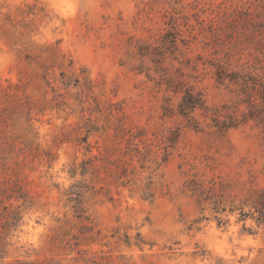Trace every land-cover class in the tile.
Masks as SVG:
<instances>
[{
	"label": "rangeland",
	"instance_id": "1",
	"mask_svg": "<svg viewBox=\"0 0 264 264\" xmlns=\"http://www.w3.org/2000/svg\"><path fill=\"white\" fill-rule=\"evenodd\" d=\"M248 2L0 0V264H264V127L194 129L166 83L241 118L216 66L264 57L212 19Z\"/></svg>",
	"mask_w": 264,
	"mask_h": 264
},
{
	"label": "trees",
	"instance_id": "2",
	"mask_svg": "<svg viewBox=\"0 0 264 264\" xmlns=\"http://www.w3.org/2000/svg\"><path fill=\"white\" fill-rule=\"evenodd\" d=\"M213 32H218L219 36L221 31L225 30L231 33V38H235L233 48L240 52L242 48L239 46V39L241 34L247 36V41L253 43L252 48L264 57V2H248V5L243 8H232L225 12L219 20H213ZM246 33V34H245ZM255 36H260L259 40H255ZM253 70L239 71V70H226L227 68L221 64L216 66V78L219 82L228 79L239 86V92L243 95L240 97V103L247 105V111L244 112L241 118L232 114H222L218 107L210 108L202 94L194 91L190 86L184 84H174L172 80H166L167 90L181 92V99L177 106V112L185 117L189 125L194 129H199V123L194 117L197 110H202L203 115L207 116L209 112L212 125L218 131L224 132L230 128L237 127L240 123L248 120H253L257 124L264 127V65L261 64L264 59L254 57ZM244 65V64H242ZM180 85V86H178ZM225 108L226 106L223 105ZM227 108V107H226ZM166 113H170L171 108L165 106ZM133 137L134 134H133ZM194 195L197 196L199 203L205 202L210 199L214 203L215 211H219L222 199L217 197L216 194H210L211 190H206L201 187L195 180L191 181L189 186ZM254 209L257 212L256 220L259 224H264V192L262 191L257 200L254 202Z\"/></svg>",
	"mask_w": 264,
	"mask_h": 264
}]
</instances>
